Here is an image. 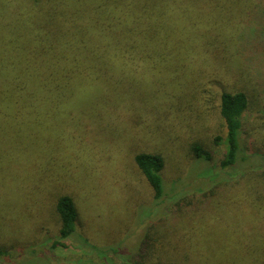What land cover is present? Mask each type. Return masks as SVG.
Returning <instances> with one entry per match:
<instances>
[{"label": "rangeland", "instance_id": "rangeland-1", "mask_svg": "<svg viewBox=\"0 0 264 264\" xmlns=\"http://www.w3.org/2000/svg\"><path fill=\"white\" fill-rule=\"evenodd\" d=\"M45 1L33 6L29 0H0V22L8 21L19 45L30 48L26 42L41 28L49 29L51 42L59 35L61 23L49 20V5ZM118 1H122L124 25L128 24L123 31L125 38L148 43L171 42L172 46L179 40L189 54L197 51L196 40L200 38L220 35L225 41L231 39L233 24L225 16L235 18L236 9H240L233 5L234 0H229V10H214L207 16L208 12L199 6L200 0ZM66 4H71L69 11L77 14L73 17L74 24H90L92 6L77 0H67ZM216 18L217 26L210 22ZM132 25L135 33L129 34ZM262 25L257 18L254 25L241 29L240 39L247 43L246 48L256 50L260 46ZM142 28L144 32L139 31ZM233 49L232 61L216 75L199 71L201 75L189 89L187 103L181 100L184 87L179 83L169 84L170 78H167L174 73L182 79L187 69L164 48L165 52L159 57L144 50L140 55L148 57L152 63L162 56L174 66L152 70V77L144 84L138 81L135 69L121 73L101 68L97 71L100 81L94 86L87 82L82 85L76 94L80 96L76 103L63 104L55 118L44 115L39 134L24 136L8 132L0 136V251L4 253L0 264H161L172 261L174 247L170 240L172 234H178V229L168 228L166 221L164 235L169 238L166 242L158 233V225L148 226L156 217V206L135 159L139 155L163 158L162 176L169 195L166 208L170 211L176 203L181 204L178 209H172L170 218L179 210L188 209V202L201 195V187L195 182L207 179L212 182L220 174L215 165H211L213 169L210 165H200L195 170L197 163L191 164L190 152L192 147L201 145L214 153V139H224L226 131L216 108L222 90L247 93L250 108L242 138L251 149L264 150V104L259 105L264 97L259 95L258 87L249 77H243L246 72L242 75L238 72L237 66L247 65L244 48L242 51L234 44ZM231 65L236 67L238 78H234ZM194 67L191 63L189 80L195 76ZM115 84L117 86L113 87ZM131 86L143 89L127 94L124 87ZM159 87L165 93L157 90ZM125 98L130 102H124ZM118 104L121 109H116ZM176 107H182L185 112L178 113ZM219 145L215 153L224 150L221 141ZM218 193L225 198V193ZM175 194L180 195L171 203ZM63 197L70 198L77 210L78 239L65 241L66 248L52 250L61 228L56 206ZM152 211H155L153 217L150 216ZM191 216L184 218L186 225L189 223L186 219ZM179 217L182 216H176ZM80 237L99 249L114 247L118 255H98ZM225 237L217 235L211 247H233L231 240L218 241ZM157 238L164 245L161 259L152 254L153 249L143 253L144 243L156 246ZM176 243L182 247L178 238Z\"/></svg>", "mask_w": 264, "mask_h": 264}, {"label": "trees", "instance_id": "trees-1", "mask_svg": "<svg viewBox=\"0 0 264 264\" xmlns=\"http://www.w3.org/2000/svg\"><path fill=\"white\" fill-rule=\"evenodd\" d=\"M29 1L33 2V6H37L41 0ZM77 1L92 6L93 15L88 21L90 24L79 26L73 23L75 20L73 17L77 14L69 11L71 4H66L67 0L45 1L49 5L47 10L49 20H59L61 23L62 30L59 28V35L53 37V42L49 40V29L41 28L37 35L26 42L30 48L19 45L8 21L0 22V136L3 137L8 132L23 133L24 136L39 134L42 130L40 126L45 122L44 115L47 118H55L54 115L61 113L63 104L76 103L80 98L76 94L82 85H86L87 82L94 86L100 81V73L97 71L101 68L120 70L121 73H125L127 69H135L134 74L138 81L144 84L152 77L153 71L171 69L174 66L169 65L162 56L160 60L155 58L156 63H152L148 57L140 55V51L144 50H150L151 56L159 57L165 52L164 48L177 63L187 69L188 73L182 79L174 73L167 77L170 78L169 84L179 83L184 87L181 97L184 104L188 102L189 89L193 86L194 80L201 75L199 71L211 73L210 76L216 75L219 69L228 66L232 61L235 44L237 49L241 48L243 51L244 48L246 53L247 65L237 66L239 74L246 72L243 77H249L258 87L259 95L264 97V0H234L233 5L240 8L236 9V17L225 16L227 21L233 24V37L226 41L220 38V35L200 38L196 40L198 49L191 52L192 54L183 48L186 46L179 40L172 46L171 42L148 43L138 38H125L123 31L127 29L128 24L124 25L122 20L121 14L124 12L122 1ZM199 6L208 12L207 16H210L214 10H229L230 2L200 0ZM257 18L261 19L263 24V40L256 50H252L249 46V49L246 48L247 43L240 39L241 29L252 23L254 25ZM210 22L219 25L218 18ZM133 26L129 29V34L135 33ZM210 28L208 24V29ZM143 30L142 28L139 31ZM191 63L195 65L193 68L195 76L189 80L187 77ZM231 67L234 78H238L236 67L232 65ZM116 86L115 84L113 87ZM141 89L143 88L124 87L127 94ZM161 89L163 88H157ZM161 91L165 93V90ZM128 100L130 102L129 98L123 101ZM263 101L264 98L259 105H263ZM187 105L191 106L190 103ZM216 108L226 131L224 139L222 137L214 139V153L204 146L196 145L191 148L190 155L191 164L197 163L194 165L195 170L200 165H215L220 174L212 182L210 179L195 182L196 186L201 187L199 190L201 195L198 199L188 202V209L185 207L177 212L176 216L182 217L170 218V212L174 207L178 209L180 203L173 205L170 211L167 210L168 207L166 208L169 195L166 193L162 176L165 170L163 158L139 155L135 159L138 169L149 184L152 203L156 206V213L152 211V215L150 214L153 217L155 213L156 217L148 226L158 225V233L162 241L166 242L169 239L164 235L166 226L173 227V230L178 229L176 231L178 234H172L170 240L174 247L173 260L161 264H264V150L251 149L245 145L242 138L246 131V115L250 108V100L244 91L230 93L222 90ZM116 109H121L119 104ZM189 109L192 111L193 107ZM175 111L181 114L185 112L182 107L179 109L176 107ZM220 141L224 144V150L215 153ZM219 191L225 193V198L218 196ZM178 195L180 194L172 197L171 203L175 202ZM56 210L61 228L58 242L53 244L52 250L57 247L66 248L65 241L78 239L79 219L71 199L61 198ZM190 215L192 216L189 220L186 219L189 222L186 225L183 222L184 218ZM180 225H183L182 229ZM217 235H226L218 241L231 240L234 246L211 247ZM177 238L182 247L177 245ZM79 239L98 255L112 253L118 255V250L114 247L99 249L95 245L91 246L88 240L82 237ZM156 240V246L152 247L145 242L143 253L153 249L152 254H157L161 259L164 245L161 239ZM186 241L187 243L183 244ZM3 254L0 251V257Z\"/></svg>", "mask_w": 264, "mask_h": 264}]
</instances>
